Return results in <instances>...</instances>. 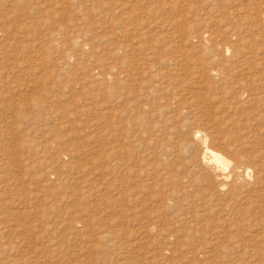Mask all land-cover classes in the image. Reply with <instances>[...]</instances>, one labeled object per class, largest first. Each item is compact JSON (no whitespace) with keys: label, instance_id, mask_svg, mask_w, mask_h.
<instances>
[{"label":"rangeland","instance_id":"rangeland-1","mask_svg":"<svg viewBox=\"0 0 264 264\" xmlns=\"http://www.w3.org/2000/svg\"><path fill=\"white\" fill-rule=\"evenodd\" d=\"M260 169L264 0H0V264H264Z\"/></svg>","mask_w":264,"mask_h":264},{"label":"bare ground","instance_id":"bare-ground-1","mask_svg":"<svg viewBox=\"0 0 264 264\" xmlns=\"http://www.w3.org/2000/svg\"><path fill=\"white\" fill-rule=\"evenodd\" d=\"M206 14V13H205ZM203 36H208V35H206V33H202L201 35H199V38H203ZM95 78V77H94ZM160 127V126H159ZM152 128V127H151ZM198 128V127H197ZM156 131V130H155ZM196 132H198V134H200L201 133V131L200 130H196ZM200 132V133H199ZM153 134V133H152ZM154 135H152V137H153ZM203 136V137H202ZM202 140H203V142H204V144H203V147H202V149H200L201 151H200V154H198L197 155V157H196V162H195V164H192V168H193V170H194V172H196V173H199L198 175H201V174H203V173H207L208 174V176H210L209 177V179H211V180H213L214 181V183L216 184V188L217 189H219V190H221V189H223V188H225L226 186H227V184L229 183V182H227L228 181V174H227V169H228V167H229V161H228V159L224 156V155H222L221 153H219V152H217L212 146H210V145H208V144H206V138L208 137V135L207 134H203L202 133ZM251 136V135H250ZM192 138V137H191ZM252 139V138H251ZM157 140V139H156ZM160 140V139H159ZM159 140H157V142L159 143ZM163 140V139H162ZM153 141H154V139H153ZM152 140H151V143L153 142ZM189 141L190 140H188V143H189ZM163 142V141H162ZM191 142V141H190ZM154 143H155V141H154ZM187 143V144H188ZM196 143V142H195ZM182 144H184V143H182ZM186 144V145H187ZM186 145H185V147H186ZM179 146H181V145H179ZM184 146V145H183ZM11 147V146H10ZM8 148H9V146H8ZM177 149V148H176ZM179 149V148H178ZM7 151H8V149H7ZM171 151H172V153H173V151L174 150H172L171 149ZM170 151V152H171ZM152 153H151V155L153 156V151H151ZM175 152H176V150H175ZM10 153V152H9ZM155 156V155H154ZM153 156V157H154ZM156 158V157H155ZM153 159V158H152ZM154 160V159H153ZM158 160V159H157ZM153 162H155V160L153 161ZM215 163V164H217L219 167H220V169H221V172H219V173H216V174H214V175H212V174H210V173H208L206 170V165L208 164V163ZM162 163V162H161ZM152 164V163H151ZM155 164V163H154ZM157 164H160V163H157ZM157 164H156V166H157ZM240 165H236L235 167H239ZM235 167H233L234 169H236ZM263 170L264 169H260L259 171H256V173L259 175L260 173H262L263 172ZM228 172H231L230 170L228 171ZM236 172H237V177L239 178V180H241L242 179V177H244V176H246L247 174H248V172H250V170H249V167H245L244 169H242V170H237L236 169ZM232 173V172H231ZM229 175H230V173H229ZM233 175V174H232ZM262 176L264 175V173H262L261 174ZM236 176V175H235ZM260 176V175H259ZM234 177V176H233ZM233 177H231V178H233ZM261 177V176H260ZM234 180V179H233ZM243 180V179H242ZM244 181V180H243ZM261 191H263V193H264V187H262V189H261ZM186 216V215H185ZM184 218V217H183ZM146 232H147V230H145ZM249 254V253H248ZM250 259V258H249ZM252 261V260H251Z\"/></svg>","mask_w":264,"mask_h":264}]
</instances>
